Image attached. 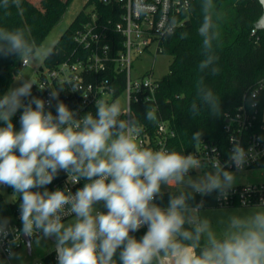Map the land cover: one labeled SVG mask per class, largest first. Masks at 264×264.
Returning <instances> with one entry per match:
<instances>
[{
    "label": "clouds",
    "instance_id": "clouds-1",
    "mask_svg": "<svg viewBox=\"0 0 264 264\" xmlns=\"http://www.w3.org/2000/svg\"><path fill=\"white\" fill-rule=\"evenodd\" d=\"M13 7L19 9L21 0H0L3 15ZM199 9L198 69L216 74L220 16L214 0H200ZM184 10H192L189 0ZM177 26L173 16L161 25V35H173ZM186 38L182 32L180 39ZM54 55V45L38 44L25 28L0 26V58L15 57L27 67ZM17 82L0 94V191L12 189L9 201L18 206L20 227L0 206V249L7 253L0 264H26L24 252L16 249L23 245L30 254L48 241L56 264H264V199L216 211L207 210L203 199L213 194L217 201L229 199L238 174L259 155L254 146L245 148L230 136L222 162L197 130L191 143L205 145L207 159L196 151L146 148L139 140L146 124L132 114L131 100L125 107L119 99L97 98L95 111L80 115L60 99L63 88L53 90L31 78ZM34 85L40 92L50 89L48 98L33 95ZM195 95L190 115L205 110L209 117L223 115L221 98L203 77ZM261 96L251 89L244 97L247 107L255 109ZM143 119L155 125L159 114L147 107ZM61 172L65 186L50 190ZM81 181L73 192L70 185ZM141 229L146 231L137 238Z\"/></svg>",
    "mask_w": 264,
    "mask_h": 264
},
{
    "label": "trees",
    "instance_id": "trees-1",
    "mask_svg": "<svg viewBox=\"0 0 264 264\" xmlns=\"http://www.w3.org/2000/svg\"><path fill=\"white\" fill-rule=\"evenodd\" d=\"M53 1L56 3L54 11L50 15H45L36 0H21L19 9L11 8L8 15L0 13V26L23 27L29 36L40 44L50 29L60 21L70 2V0ZM199 4L200 0H192V10L180 15L184 18L183 23L177 26L173 35L162 38L161 52L170 55L171 62L167 74L158 79L154 101H139L131 104L132 114L146 124L144 132L153 134L156 125L147 124L144 121L143 114L147 107L156 110L159 120L166 122L174 130L175 134L168 143L169 150L190 151L195 147L191 143V133L197 130L204 132V142L217 145L220 149L226 148L225 113L234 112L241 103L245 91L264 76V30L255 27V22L262 13L260 2L258 0H214L216 12L220 16L218 24L220 39L216 45L219 72L216 74L200 73L198 69V64L203 59L202 41L197 32L201 21ZM91 6L104 21L108 20L112 14L114 21L119 19L121 12L119 5H105L99 0H87L83 9L76 14L56 40L55 55L43 60L44 66L52 67L78 49L72 36L74 31L89 18L86 12ZM254 28L256 30L252 33ZM182 32H187L188 38L180 39ZM20 67V62L15 57L0 58V94L6 91ZM201 77L206 85L221 98L223 115L209 117L206 110L201 111L197 116L190 115L189 106L196 99L195 84ZM123 85V77L120 75L118 92ZM260 106L264 109V99L260 102ZM14 123L18 130L20 127L18 115L14 117ZM54 182L55 180L48 186L50 190L53 189ZM237 186L240 188L241 184ZM5 189L12 194V189ZM257 196V193L252 194L248 198L250 202L248 204H257ZM196 199L199 201L201 197L197 196ZM203 199L206 202L205 207L243 205L238 197L230 204L217 201L215 194ZM166 202L167 195L164 200V203ZM0 206H2L3 215L10 216L12 222L16 220L17 204L5 200L2 191H0ZM144 231L146 229L135 233L137 238L142 236ZM42 260L43 264L54 263L50 254L44 255Z\"/></svg>",
    "mask_w": 264,
    "mask_h": 264
},
{
    "label": "built area",
    "instance_id": "built-area-1",
    "mask_svg": "<svg viewBox=\"0 0 264 264\" xmlns=\"http://www.w3.org/2000/svg\"><path fill=\"white\" fill-rule=\"evenodd\" d=\"M99 1L105 5H119L121 8L119 19L114 21L112 14L108 20L104 21L91 6L86 12L89 14V18L74 31L72 36L78 49L54 66H44L43 69L36 70L37 84L50 87L53 90L63 88L64 91L60 93V99L70 108L78 110L80 115L90 110L95 111L94 104L97 98H104L111 102L122 96L125 107L129 100L132 103L154 101L158 79L153 77L151 70L147 71L145 75L133 77L131 74L133 55L140 54L151 46H153L154 52H161V41L164 37L161 35L163 31L161 25L173 16L176 17L178 26L184 21V18L180 17L185 12L184 0ZM189 2L191 3L192 0ZM139 4L147 6L144 12L140 11ZM256 29H252V33ZM20 66L23 67L21 63ZM120 75L123 77L124 85L118 92V77ZM253 88L261 91V102L264 99V76L245 91L241 103L234 112L225 113L224 130L227 135V147L220 149L217 145L204 142L208 149L216 147L222 162L227 159V152L231 148L228 139L230 136H237L245 148L254 146L255 152L259 155L244 170L264 167V141L258 139V137L264 136V109L261 108L260 102L255 109H251L247 107L244 99ZM112 89H115V95L112 94ZM49 91L50 89H45L40 92L35 85L33 86V95L44 99L48 98ZM52 110L55 111L54 108ZM17 115L19 117V112ZM174 134V130L166 122L159 120L154 127L153 134L149 135L147 132H143L139 140L146 148L169 149L168 143ZM205 145L195 146L189 152H199L203 158L207 159ZM66 180V174L61 172L55 179L52 190L64 187ZM82 186L83 181L70 185L73 192ZM246 187H250L251 191L245 192ZM254 193L258 195L257 203L264 199V182L241 184L240 188L236 186L229 199L221 201V203L230 204L236 197L240 199L241 204L244 201L250 203L248 198ZM12 223L17 228L20 227L18 206L16 220ZM21 239L23 240V237ZM47 254L52 255L53 264H56L54 252L51 251ZM0 257H7V253L2 249H0ZM34 264H43L42 258Z\"/></svg>",
    "mask_w": 264,
    "mask_h": 264
},
{
    "label": "rangeland",
    "instance_id": "rangeland-1",
    "mask_svg": "<svg viewBox=\"0 0 264 264\" xmlns=\"http://www.w3.org/2000/svg\"><path fill=\"white\" fill-rule=\"evenodd\" d=\"M87 0H70L68 3L62 18L60 21L50 29L46 34L41 43L45 45H54L60 34L69 26L76 14L83 9V6ZM37 4L41 7L45 15H50L56 7V3H53V0H36ZM53 3V4H51ZM51 4V5H50ZM40 43V44H41ZM171 62V56L162 53L154 52L153 46L149 47L148 50L140 54H134L132 59L131 74L133 77L145 75L147 71L151 70L153 72V77L160 79L165 74H167L169 69V64ZM43 60H40L35 63H30L27 67H20L10 84L8 85L6 91L11 88L18 86L17 80L22 78H31L37 81V69H43ZM5 91V92H6ZM4 92V93H5ZM122 105H124V98L121 96L118 98ZM239 184L247 183H260L264 182V167H257L248 170H244L242 173L238 174ZM5 200L9 201L11 194L7 192L6 189L2 191ZM244 205H221L213 207H205L209 211H216L221 208L225 209H236L241 208ZM101 210L102 206H101ZM52 242H42V246L32 251L30 254L23 247L19 248L17 252H24V259L26 264H34L41 260V258L51 252ZM0 259H7V257H1ZM11 264V262H9Z\"/></svg>",
    "mask_w": 264,
    "mask_h": 264
},
{
    "label": "water",
    "instance_id": "water-1",
    "mask_svg": "<svg viewBox=\"0 0 264 264\" xmlns=\"http://www.w3.org/2000/svg\"><path fill=\"white\" fill-rule=\"evenodd\" d=\"M262 6V13L255 22V27L258 29H263L264 28V0H258Z\"/></svg>",
    "mask_w": 264,
    "mask_h": 264
},
{
    "label": "crops",
    "instance_id": "crops-1",
    "mask_svg": "<svg viewBox=\"0 0 264 264\" xmlns=\"http://www.w3.org/2000/svg\"><path fill=\"white\" fill-rule=\"evenodd\" d=\"M243 184V183H242Z\"/></svg>",
    "mask_w": 264,
    "mask_h": 264
}]
</instances>
